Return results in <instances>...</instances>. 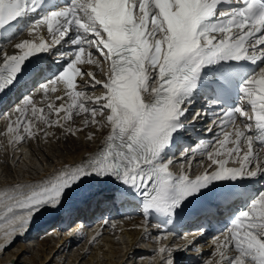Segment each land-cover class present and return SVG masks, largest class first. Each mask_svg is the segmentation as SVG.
Returning <instances> with one entry per match:
<instances>
[{"label": "snow or ice", "instance_id": "1", "mask_svg": "<svg viewBox=\"0 0 264 264\" xmlns=\"http://www.w3.org/2000/svg\"><path fill=\"white\" fill-rule=\"evenodd\" d=\"M69 4L60 7L53 0H0V33L9 40L25 27L35 34L46 26L52 35V44L43 36L38 41L26 39L14 45L19 54L4 55L0 94L19 85L25 75L42 76L46 69L39 54L49 52L53 44L69 42L75 49L62 70L41 86L47 94L56 92L54 85L61 83L64 95L56 99L67 97V102L58 107L49 103L46 113L32 96H26L7 133L10 142H22L40 131L38 123L63 128L62 121H71L74 112L88 114L86 126L107 127L108 133L100 149L84 162L66 165L39 183L16 185L0 195L4 238L22 234L42 210H59L89 178L120 182L139 191L146 214L154 212L171 222L193 199L218 186H224L222 194L243 196L227 185L264 176V164L260 163L264 152V67L242 74L237 66L242 61L264 63V0H69ZM93 51L110 62L111 74L105 81L78 67L85 62L99 63L93 59ZM83 75L90 79L86 87L99 85L105 92L87 97L79 87L83 81L77 80ZM150 80L158 86L151 88L154 96L147 101L144 93L149 91ZM234 89L238 102L224 115L235 126V139H229L233 133L225 132L218 142L221 148L229 143L234 147L208 152L216 166L212 171L194 178L174 174L170 170L173 161L166 153L184 128L188 105L201 91L210 93L213 103H226ZM89 103L93 105L90 108ZM237 117L243 118V128L236 125ZM65 132L75 135L71 128ZM93 138L90 134L89 139ZM202 146L204 142L198 147ZM233 157L239 167L227 166ZM230 224L218 249L222 264H264V191L258 198H249ZM229 248L237 254L227 256ZM159 251L170 252L167 247ZM166 264L174 261L169 257Z\"/></svg>", "mask_w": 264, "mask_h": 264}, {"label": "bare ground", "instance_id": "2", "mask_svg": "<svg viewBox=\"0 0 264 264\" xmlns=\"http://www.w3.org/2000/svg\"><path fill=\"white\" fill-rule=\"evenodd\" d=\"M45 112L47 113V109H45ZM61 115H63V113H61ZM105 115H107V113H105ZM76 116L78 118H76ZM52 118L54 119L55 116L53 115ZM89 119H90V117L86 113L76 114L74 112L73 119L71 121H62V123L64 124L63 128L59 127V126H53L51 128H47L43 122H40L37 124V128H39L40 131L36 134L37 137L36 136L31 137L30 143H29L33 150H36L35 145L38 143H36L35 141H37L39 136L42 137V139H43L42 141H44V140L45 141L55 140L56 138L59 140V138H61V136H62L63 137L62 139L66 138V141L68 140V142L71 144L68 147L64 148V149H66V153L64 155L59 156V157H61V160L58 159L57 161H54V159L50 158V162L48 161L50 164H46V166L43 167V170H46V171H44L43 173L38 172L37 175L39 174V176L36 177V175H33V176L24 175L23 178H24V180H26V185L35 184L39 179H43V178H41V175L45 176V174H47L48 170H50L51 166L55 167L59 164L66 163V162H69V165H77V164L84 162L87 157H90L95 152H97L96 150L101 147L102 141L104 140V137L108 133V128L105 127V128L101 129V128H98L96 125H92L91 123H88L86 126L85 121L89 120ZM67 128H71L75 132V135H72L70 133H66L65 129H67ZM77 131H79L80 134H81V132H83V134H85L86 138H88V139H89L90 134H94V138L89 139L90 141H92V144H90L88 142L84 143L85 141L82 142L83 139H81L82 141L79 142V138L81 135L76 134ZM45 132H48L49 134L47 136H45ZM9 137H10V135H9ZM27 138L25 140H27ZM1 140H2V144L0 145V151H3V149H4V153H3V154H5L4 156L9 159L11 153L9 150H8V152L6 150V148H9L8 139H6L5 137H2ZM61 142H62V140H61ZM77 143H79V144H77ZM16 145H18V147L20 146V144L18 142L14 143V144L11 143L12 148H14V146H16ZM56 145H58V144H56ZM51 146H53V145H51ZM13 150H15V149H13ZM50 175H53V173H51ZM9 183H11V182L8 181L7 183L2 184V185H7ZM53 211H55V210L52 209L51 211H46L45 213L44 212L40 213L38 217L37 216L33 217L30 224L22 232V234H16L10 238H4L2 235L3 232H1L0 233V264H15L14 263L15 259H13V261L10 262V260H11L10 255H7V258L3 259L2 256L4 255V253H2V252L4 250L8 249L9 246L11 245V243L14 242L15 240H17L18 238L26 240L27 237H33L37 233V230H36L37 225L39 223H41V221L48 218V215H51L53 213ZM42 214H43V217H41ZM147 225L148 224L146 222L142 221L140 217L139 218L135 217L134 220L124 219V218L114 220L111 223V226L109 228V232L107 231L106 232L107 234H105L102 237L101 240L103 242H101L99 245H97L96 242H93V244L84 245L81 252L78 254H75V256H73L75 258L70 259V264H73V263L79 264V263L84 262L83 260L86 258L87 253L90 250H91V254L88 257L89 258L88 261L91 264H93V262L95 260L97 261L98 264H101V262H100L101 256H104V258L106 259V264H119V262L115 261V258H117V257H120L121 259L125 258V256L129 255L130 252H132V253L134 252L135 254H137V252L140 248V246H138V244H140L141 242H145L146 239H148V237H150V235L145 231ZM111 230L112 231L115 230L118 237L120 238L119 239L120 243L115 241L114 238L113 239L111 238V236H112V234L110 233ZM58 235H59V231L57 232L56 236H58ZM121 238H124V241L122 240L123 242L120 241ZM67 239L61 238V236L57 239L53 238L54 242L53 241H47L44 239V241H42L40 243V247H41L40 252H38L37 255H33V253H31L32 255L30 256L31 257L30 259L32 260V262L34 260H37V258L39 257V253H41L40 255L43 256L44 258H47L48 256H50L49 253L53 252V254L57 255V257H58L57 260L61 262L64 258L62 252L69 248L70 245H68V242L72 241V239H68V240ZM125 239H126V241H125ZM51 242L53 243V245L51 244ZM148 242H151V240H149ZM125 243H126V245H125ZM117 244H123V245L116 248L115 245H117ZM157 245H158V249H160L161 247H167L169 250H172L171 245H166V243L157 242ZM21 248H24L23 250H26V252H27L30 247L28 248L26 246V243L24 244L22 242L21 245L19 246V249H21ZM93 248L95 249L94 252H92ZM47 249H49V252H47ZM11 255H14V253H12ZM161 255H163V254L160 253V256ZM14 257L16 258V264H17L19 262V259L22 256L20 255L17 257V255L15 254ZM52 257H53V255H52ZM143 259H144V261L142 264L150 263V262H148V256H144ZM38 261H42L41 258H39ZM155 263H157V260H155Z\"/></svg>", "mask_w": 264, "mask_h": 264}, {"label": "rangeland", "instance_id": "3", "mask_svg": "<svg viewBox=\"0 0 264 264\" xmlns=\"http://www.w3.org/2000/svg\"><path fill=\"white\" fill-rule=\"evenodd\" d=\"M76 134H80V132L77 131ZM80 135L81 136L79 138V142L82 141L81 139H83L82 142L85 141L84 143L88 142V143L92 144V141H90L88 138H86V136H85V134H83V132H81ZM39 137L41 138L42 143L35 141L36 143H38L35 145L36 150H33L32 147L30 146V144L29 145H27V143L21 144L20 145L21 147H19V148L17 147V149L14 150V153L10 155L9 159L4 156L5 155V154H3L4 149H3V151H0L1 152L0 153V183L6 181L8 179L13 178L14 176L23 178L24 175H26V176L36 175L38 172L42 171L43 167L46 166V164H50L49 163L50 158L54 159V161H57L58 159L61 160V157H59V156L64 155L66 153V149H64V148L68 147L71 144L68 142V140L66 141V138L62 139L63 138L62 136H61V138L58 137L60 141L57 138L55 140H50V141L44 140V141H42L43 140L42 137L41 136H39ZM61 140H62V142H61ZM27 141L30 143V139H28ZM37 141H40V140L37 139ZM56 144H58V145H56ZM77 144H79V143H77ZM51 145H53V146H51ZM6 150L8 152V148H6ZM17 155H19V156L17 157ZM15 159H16V161H15ZM111 238L113 239V238H117V237L111 236ZM45 240L53 241V239L52 240L45 239ZM122 240L124 241V238H121L120 241L123 242ZM42 241H44V239H42V237H39L36 239L35 238L33 239L31 237H27L26 240L18 238L17 240H15L14 242L11 243V245L9 246L8 249H6L2 252V253H4L2 258L6 259L7 255H10L11 258L15 259V264H16V258L14 257L16 254L17 257L20 255L22 256L19 259V262L17 264H70V259L75 258L73 256H75V254L78 253V247H75L69 251L67 250L63 254L64 258L61 262L57 260L58 257L56 254L49 253L50 256H48L47 258H44L43 256L40 255L41 253H39V257L37 258V260H34L32 262V260L30 259L31 258L30 256L32 255L31 253H33V255H37L38 252H40V248H41L40 243ZM115 241H117V239H115ZM125 241H126V239H125ZM22 242L24 244L26 243V246L28 248L30 247L27 252H26V250H23L24 248L19 249V246L21 245ZM117 242H119V241H117ZM51 244L53 245L52 242H51ZM121 245H123V244H117L115 246H116V248H118ZM125 245H126V243H125ZM47 252H49V249H47ZM92 252H93V250H92ZM10 253L11 254L14 253V255H11ZM90 254H91V250L87 253L86 258L83 260L84 262L79 263V264H91L88 261L89 260L88 257ZM130 254H131V257L136 255L134 252L133 253L130 252L129 255ZM52 255H53V257H52ZM39 258H41L42 261H38ZM122 259H124V258H122ZM122 259L120 257H117V258H115V261L119 262V264H120ZM135 260H136L135 257H133L130 260L129 264H141L140 262H136ZM100 262H101V264H106V259L104 258V256L100 257ZM142 263H143V261H142ZM73 264H76V263H73ZM93 264H98V263L95 260L93 262ZM147 264H150V263H147Z\"/></svg>", "mask_w": 264, "mask_h": 264}]
</instances>
